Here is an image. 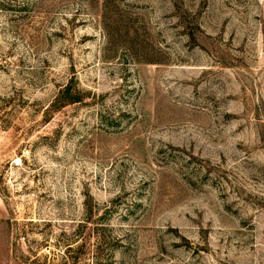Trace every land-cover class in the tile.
I'll use <instances>...</instances> for the list:
<instances>
[{
  "label": "rangeland",
  "instance_id": "obj_1",
  "mask_svg": "<svg viewBox=\"0 0 264 264\" xmlns=\"http://www.w3.org/2000/svg\"><path fill=\"white\" fill-rule=\"evenodd\" d=\"M0 264H264V0H0Z\"/></svg>",
  "mask_w": 264,
  "mask_h": 264
},
{
  "label": "trees",
  "instance_id": "obj_2",
  "mask_svg": "<svg viewBox=\"0 0 264 264\" xmlns=\"http://www.w3.org/2000/svg\"><path fill=\"white\" fill-rule=\"evenodd\" d=\"M72 95V92H71V90H70V87L69 86H67V85H65L64 87H62V89L59 91V95H57V99H56V101H60V102H62L63 101V103L62 104H64V103H66L67 104V102H72V100H74L75 98H77V97H75L74 99H72V97H70ZM73 96V95H72ZM72 99V100H71ZM71 100V101H70Z\"/></svg>",
  "mask_w": 264,
  "mask_h": 264
}]
</instances>
